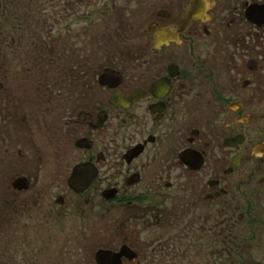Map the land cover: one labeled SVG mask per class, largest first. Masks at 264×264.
Returning <instances> with one entry per match:
<instances>
[{
    "label": "flooded vegetation",
    "instance_id": "flooded-vegetation-1",
    "mask_svg": "<svg viewBox=\"0 0 264 264\" xmlns=\"http://www.w3.org/2000/svg\"><path fill=\"white\" fill-rule=\"evenodd\" d=\"M191 1L137 22L122 0L20 15L0 61V264H264V0Z\"/></svg>",
    "mask_w": 264,
    "mask_h": 264
},
{
    "label": "rangeland",
    "instance_id": "rangeland-1",
    "mask_svg": "<svg viewBox=\"0 0 264 264\" xmlns=\"http://www.w3.org/2000/svg\"><path fill=\"white\" fill-rule=\"evenodd\" d=\"M128 1H129V3H127ZM128 1L127 0H122V2L128 4L127 5V10L134 13V17H132V18H133V20H135V22H137L141 18L145 17L147 12H148V10H150L154 4L157 5L160 2V0H140L139 2H134L132 0H128ZM8 2H15V5L18 7V0H9ZM22 2L27 6L25 0H22ZM2 3H3V0L0 1V4H2ZM57 4H58L57 0H50V3L46 5V10H47V11H45L46 14L49 13V11L51 9V6L54 7ZM80 5H81L80 6V12H83L84 6H85L84 2H80ZM97 5H99V4H97ZM19 10H20V8H19ZM127 10H126V12H127ZM25 11L31 12V9H27ZM75 11L79 12L77 9H75ZM14 12H15L14 14L17 15V17H21L20 15L23 14L22 11H14ZM0 18H1V13H0ZM126 18H127V16L124 17V19H126ZM70 19H72V17ZM68 20L69 19H65L64 18V20L61 21V23L59 24V28L60 29H64V26H68L66 23H70V27L78 28V29L74 30L75 32L73 31V34H77L78 32H82L83 31V27H85V29H86V27H89V24H84L83 25V21L84 20L81 19V18L80 19L79 18L78 19H72V20H70V22ZM101 21L102 20L98 21V19H97V21H94V24L90 25V26H95L92 30L97 31L99 29V26L105 25V23H103ZM20 22H21L20 20H16V18L15 19L12 18V19H10L9 25L7 24V26L5 27V24H4V28L3 29L0 28L1 29L0 30V44L5 43L7 41V39L10 38V36L17 34V32L19 31ZM62 24H65V25L63 26ZM23 26H24V24H23ZM14 29H15L16 32H14ZM3 30L6 31V34H3ZM10 33H11V35H10ZM97 34L101 35V33L99 31H97L94 36H97ZM104 35H110V34L107 33V34H104ZM85 36H86V34H85ZM83 37L84 36L80 37L81 40H80L79 43H82L84 40H86V39H83ZM60 39L61 40L63 39V42L61 41V43L59 44L58 51L56 53H52V58L53 59H64V60H66V59H68L70 57V33L64 34L63 38L60 37ZM20 42H23V41L21 40ZM62 45H63V47H62ZM2 48L3 47L0 46V61L2 60V57H3ZM56 55H57V57H56ZM11 58H13V57H11ZM18 67L21 68L20 66H18V63H16L15 66L14 65L12 66V68H11V70L13 72V76L11 78L12 82H11V79H9V81H10V83L14 84L15 92L17 91L18 94H21V96L24 93V98L28 100L29 97H28V95L25 92L26 85H25V83H24V81L22 79V75H21V73L19 71H16Z\"/></svg>",
    "mask_w": 264,
    "mask_h": 264
},
{
    "label": "trees",
    "instance_id": "trees-1",
    "mask_svg": "<svg viewBox=\"0 0 264 264\" xmlns=\"http://www.w3.org/2000/svg\"><path fill=\"white\" fill-rule=\"evenodd\" d=\"M2 1V0H0ZM9 0H3V3L0 4V28H4L9 25L10 19L16 18V20H20L21 18L17 17L15 15L14 11H22L23 13L29 12L25 11L27 9H31V12L44 10L47 4L50 3V0H25L27 6L22 2V0H18V7L15 5V2H8ZM58 4L56 5L57 9H55L58 12V15H62L63 12L70 13V0H57ZM20 8V10H19ZM18 9V10H17ZM56 12V14H57ZM64 19L60 16L59 21H63ZM8 22V23H7ZM13 27V26H12ZM23 27V24L20 22V28ZM28 27V24L25 26V28ZM24 28V29H25ZM1 30V29H0ZM3 34H6V31L3 30ZM63 42V39L61 40L60 37L57 40V42L53 41L54 43ZM4 44V43H3ZM3 44H0L1 47H3Z\"/></svg>",
    "mask_w": 264,
    "mask_h": 264
},
{
    "label": "water",
    "instance_id": "water-1",
    "mask_svg": "<svg viewBox=\"0 0 264 264\" xmlns=\"http://www.w3.org/2000/svg\"><path fill=\"white\" fill-rule=\"evenodd\" d=\"M200 1H202V0H192V1H191V5H190L189 8L187 9V12L189 13V11L192 9V7H193L195 4L199 3Z\"/></svg>",
    "mask_w": 264,
    "mask_h": 264
}]
</instances>
